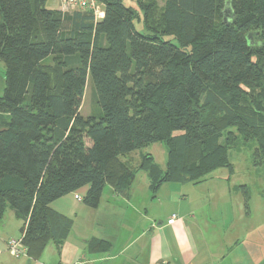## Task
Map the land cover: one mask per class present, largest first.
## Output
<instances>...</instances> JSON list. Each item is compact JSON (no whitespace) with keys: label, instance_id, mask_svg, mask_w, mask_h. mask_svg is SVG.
I'll return each mask as SVG.
<instances>
[{"label":"trees","instance_id":"16d2710c","mask_svg":"<svg viewBox=\"0 0 264 264\" xmlns=\"http://www.w3.org/2000/svg\"><path fill=\"white\" fill-rule=\"evenodd\" d=\"M44 1L0 0V220L7 208L22 220L28 256L71 231L52 201L83 186L90 207L105 185L128 195L134 172L120 156L152 143L166 147L161 172L140 153L153 191L232 169L234 129L250 136L264 177V0H165L160 33L144 20L138 31L122 0H97L95 21ZM88 74L98 116L79 112Z\"/></svg>","mask_w":264,"mask_h":264},{"label":"rangeland","instance_id":"374dc122","mask_svg":"<svg viewBox=\"0 0 264 264\" xmlns=\"http://www.w3.org/2000/svg\"><path fill=\"white\" fill-rule=\"evenodd\" d=\"M55 2L56 0H48L46 5L55 7ZM122 3L133 9L134 23L138 31L145 32L142 26L143 20L155 33L162 31L165 0H122ZM58 5H60V0H58ZM70 8L72 9V7ZM71 9L61 10L59 7L58 11L65 13ZM92 15L95 21L97 18L93 13ZM153 31L152 33H154ZM242 88L246 89L241 85ZM93 91L94 86L88 74L79 109L83 116L101 114V108L95 101ZM246 91L249 92V90ZM236 132L234 129L233 140L229 139L230 144L227 151L232 169L225 166L217 167L207 173L205 179L199 182L172 180L163 182L155 191L150 189V178L147 171L140 167L141 155L139 156V153H150L158 170L164 171L166 147L163 142H155L141 150L120 156V159L134 172L132 186L138 199L134 198L129 205L130 208H126L119 214H113V211L108 213L113 219V223L111 225V222L105 221L102 225L110 227L109 229L114 230L113 233H117V236L129 233L130 231H126V222L131 218L133 220L137 218L135 214L139 212L134 208L137 207L138 210L141 208L146 210L148 218L157 223L158 227H163L167 223V219L175 214V220L179 219L177 225L185 223V227L190 233L207 235L229 228V232L226 230L225 237L232 239L241 234L248 241H254L258 248L264 247V228H260L264 222L263 172L260 167L252 163L251 151L255 144L250 140V136L244 137ZM174 135L179 136L180 134L175 132ZM240 185H246L248 189L249 198L247 200L245 199V190ZM105 187L109 188L107 185ZM97 207L90 208L91 215L95 219L103 218L101 216L103 211L109 212L99 208L95 213ZM160 222L162 223L160 224ZM142 223L145 224L146 220H143ZM183 230L186 233L185 228ZM20 235L21 233L14 237ZM215 240L221 242L218 237Z\"/></svg>","mask_w":264,"mask_h":264},{"label":"crops","instance_id":"0c3cea01","mask_svg":"<svg viewBox=\"0 0 264 264\" xmlns=\"http://www.w3.org/2000/svg\"><path fill=\"white\" fill-rule=\"evenodd\" d=\"M47 2L44 1V7L58 11V0L55 7L47 6ZM4 83V64L0 61V95ZM105 186L95 209V213L99 208L109 211H103V218H93L91 207L77 199V196H84L88 186L50 203L54 210L72 219V228L59 249L50 241L38 258H31L28 254L16 258L7 248V240L19 235L23 224L14 211L7 208L0 220V264H264V247L258 248L254 241H248L241 234L232 239L225 237L229 228L207 235L190 233L185 223L177 225L179 219L173 223L167 219L163 227H158L148 218L146 210H138L137 207H134L139 212L135 214L137 218L126 222V231L130 232L117 236L114 230L102 223L107 221L112 225L113 219L109 214L129 209L132 200L138 197L133 186L128 195L116 194L111 186L107 185L108 189ZM143 220H146L145 224ZM260 228H264V222ZM216 237L222 243L217 242ZM93 238L107 241V250L90 246L89 241Z\"/></svg>","mask_w":264,"mask_h":264},{"label":"built area","instance_id":"2783aa9c","mask_svg":"<svg viewBox=\"0 0 264 264\" xmlns=\"http://www.w3.org/2000/svg\"><path fill=\"white\" fill-rule=\"evenodd\" d=\"M59 7L61 10L62 9L68 10L71 9L70 7H72L71 11L93 13L97 19L103 16L102 7L97 2V0H60ZM71 11H65V12H71ZM77 199L80 200L81 197L77 196ZM175 218H176L175 214H172L168 218V222L173 223ZM7 248L15 257H20L26 254V246L23 244L21 236L9 238L7 240Z\"/></svg>","mask_w":264,"mask_h":264}]
</instances>
